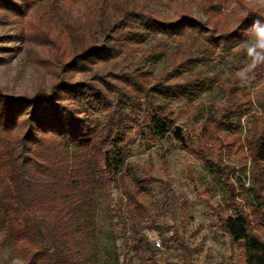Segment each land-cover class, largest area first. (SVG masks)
<instances>
[{
	"label": "trees",
	"instance_id": "obj_1",
	"mask_svg": "<svg viewBox=\"0 0 264 264\" xmlns=\"http://www.w3.org/2000/svg\"><path fill=\"white\" fill-rule=\"evenodd\" d=\"M208 1L212 21L203 25L190 11L164 17L145 0H54L62 13L51 10L50 0H0L3 23L46 25L36 37L43 35L51 74L50 85L32 95L0 88V236L3 248L21 264H99V211L113 201V186L125 199L126 255L134 253L122 264H170L159 257L143 228L155 212L148 187L158 179L128 163L138 140L157 143L167 136L201 159L226 187L233 212L218 209V221L232 247L240 250V264H264V130L249 132L243 140L241 119L247 110L242 109L229 110L238 121L225 115L208 122L241 152L245 166L251 161L252 184L246 187L234 179L235 167L217 153L222 137H207L201 130L204 141H195L158 102L167 97L192 100L215 79L192 71L186 77L197 61L181 59L177 52L169 56L170 72L159 80L130 65L129 54L144 32L158 37L159 44L174 41L186 51L193 46L191 38L204 37L212 53L264 38V0H238L245 13L236 25L220 21L217 5ZM15 38L21 37L7 35L4 42ZM159 48L157 44L146 56L156 61ZM240 70L235 65L230 86L223 87L228 94L247 81ZM262 82L264 72L255 71L252 86ZM126 106L140 116L135 126ZM155 227L172 230L169 225ZM175 242L192 252L178 235Z\"/></svg>",
	"mask_w": 264,
	"mask_h": 264
},
{
	"label": "rangeland",
	"instance_id": "obj_2",
	"mask_svg": "<svg viewBox=\"0 0 264 264\" xmlns=\"http://www.w3.org/2000/svg\"><path fill=\"white\" fill-rule=\"evenodd\" d=\"M53 1L49 2L52 5L51 10L62 13V7H58ZM145 1V5L152 11L167 18H173L174 11L178 10L190 11L203 25L212 21L207 12L210 10L208 0H203V5L201 0ZM237 1L213 0L214 5H217L215 9H219L220 21L236 25L239 15L245 13L244 7L238 6ZM79 7L81 6L78 3L75 11ZM3 20L0 14V88L14 95H32L40 87H48L51 74L45 61L49 51L42 45L43 35L36 37V33L46 25H13L9 22L3 23ZM31 28L37 30L34 32ZM7 35L21 38H15L18 40L16 42H4ZM137 41L135 51L129 54L130 65L149 71L155 80L164 78L170 72L172 66L169 56L172 52L180 53L181 59L191 58L197 61L185 73L186 77L192 71L215 79L210 82V88L192 100L167 97L160 98L158 102L176 119V125L184 128L195 141L202 138L204 141L205 136L201 134V130L207 137L210 134L215 138L222 137L224 145L217 153L235 167L232 174L234 179L240 178L246 187H251V161L245 166L241 152L235 151L233 144L221 132H215L208 122L225 115L230 120L238 121V117L229 111L235 108L247 110L241 119L243 140L249 132L264 130V82L256 87L252 86L255 71L264 72V38H251L229 51L221 49L216 53L210 51L204 37L191 38L190 43L193 46L188 51L175 45L174 41L159 44L158 37L145 32L138 35ZM157 44L162 52L153 61L146 54ZM235 65L240 66L239 75L246 77L247 81L238 92L228 94L223 87L230 86L228 81L233 78ZM172 82H178V79L174 78ZM125 112L130 125L135 126V122L140 120L139 114H134L128 106ZM206 126L208 130H204ZM128 135H131V130ZM163 158L167 161L166 169ZM128 163L150 170L152 176L158 179L148 187L155 212L152 221L145 222L143 228L161 259L169 261L170 264H240V250L232 247L229 236L218 221V209L225 208L230 213L233 212L226 187L213 178L201 159L181 149L171 136H167L157 143L138 140L132 147ZM112 197L111 204L102 205L99 211L102 250L99 264H122L125 258L134 255L133 252L126 255L129 241L123 230L129 222L124 212V195L118 186L112 187ZM155 225H169L172 230L157 229ZM177 235L189 246L191 253L184 251L175 242ZM164 239L167 241L164 242ZM0 264H21L11 250L3 248L1 236Z\"/></svg>",
	"mask_w": 264,
	"mask_h": 264
},
{
	"label": "built area",
	"instance_id": "obj_3",
	"mask_svg": "<svg viewBox=\"0 0 264 264\" xmlns=\"http://www.w3.org/2000/svg\"><path fill=\"white\" fill-rule=\"evenodd\" d=\"M158 245H160V244L158 243Z\"/></svg>",
	"mask_w": 264,
	"mask_h": 264
}]
</instances>
